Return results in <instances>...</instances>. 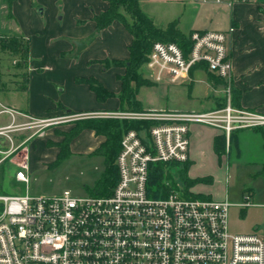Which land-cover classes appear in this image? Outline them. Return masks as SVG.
<instances>
[{
    "label": "built area",
    "instance_id": "2783aa9c",
    "mask_svg": "<svg viewBox=\"0 0 264 264\" xmlns=\"http://www.w3.org/2000/svg\"><path fill=\"white\" fill-rule=\"evenodd\" d=\"M188 41L186 50L174 42H153L145 62L148 75L176 83L204 64L223 83V106L208 111L89 112L0 127V136L10 143L7 150L0 149V164L11 158L14 180L25 188L0 195V264H264V236L231 233L226 198L187 197L179 189L158 197L148 193L151 163L188 161L190 124L220 129L227 149L234 131L264 126L263 114L231 104L232 62L225 33L194 30ZM87 117L154 124L124 132L115 160L118 178L109 194H30L29 157L19 148L24 141L13 145L8 132L31 129L41 135L47 127ZM244 204H250L248 195Z\"/></svg>",
    "mask_w": 264,
    "mask_h": 264
},
{
    "label": "crops",
    "instance_id": "0c3cea01",
    "mask_svg": "<svg viewBox=\"0 0 264 264\" xmlns=\"http://www.w3.org/2000/svg\"><path fill=\"white\" fill-rule=\"evenodd\" d=\"M139 5L154 25L161 29L173 22L187 37L194 30L224 32L232 62L231 94L236 97V103L231 101V104L235 108L264 115V0H141ZM107 6L106 0L12 1L6 31L28 39L29 57L25 80L14 72L6 86L0 85V127L25 124L30 118L119 109L117 94L120 82L117 75L123 74L124 68H102V62L125 60L131 35L119 20L97 30L94 16ZM76 42L84 45L79 52ZM198 69L203 68L194 70ZM87 78L96 79L113 95L99 101L86 83L76 81ZM208 85L206 81L204 89L207 90ZM218 93L219 97L221 91ZM217 100L211 103L212 109L219 108L215 107ZM151 108L161 109L143 107L145 110ZM167 110L185 111L178 108ZM189 129L188 177L209 180L216 170L225 167L227 170L224 159H219L213 149L214 138L222 133L221 130L201 123H192ZM243 130L262 134L263 142L257 148L253 163L263 169L264 126ZM14 132H18V143L24 141L19 148L25 149L28 157L26 143L31 138L35 137L34 142L38 140L47 146L46 140L50 137L46 130L41 135L33 134L31 129ZM8 135L16 145L19 139H15L13 132H8ZM103 141V136L85 129L70 142V153L93 154ZM9 147L8 139L0 136V149L7 150ZM196 192L205 198L227 199V195L223 197L214 188H198ZM248 197L249 200L253 198L251 190ZM249 203V206L252 205Z\"/></svg>",
    "mask_w": 264,
    "mask_h": 264
},
{
    "label": "rangeland",
    "instance_id": "374dc122",
    "mask_svg": "<svg viewBox=\"0 0 264 264\" xmlns=\"http://www.w3.org/2000/svg\"><path fill=\"white\" fill-rule=\"evenodd\" d=\"M10 13L11 10L8 11L7 1L0 0V36L8 34L6 26L9 24L10 17L8 16ZM22 38L28 41L26 37L22 36ZM13 61H15L14 64ZM17 61V57H7L0 49L2 85L5 84L4 86H6L9 83L8 81L13 78L12 73L17 71L15 67ZM112 65L114 63H111L110 66L112 67ZM103 67L104 64L102 63ZM18 71L21 72L20 70ZM191 73L192 71L189 72L187 78L176 83H168L164 80L161 82L154 81L148 75L144 63L142 66V77L150 84L141 86L136 98L140 101L142 108L159 107L163 110L178 108L182 110L208 111L212 110L211 103L216 98L218 100L215 107L225 103L226 95L222 81L203 69L194 70L193 79L191 78ZM206 81L209 84L207 90L204 89ZM219 90L221 95L218 97ZM234 98L235 96L231 94L232 103ZM114 112L121 111L116 110ZM74 125L75 120L47 127L45 129L46 133L50 134V137L46 140L47 146H43L38 140L34 142L35 137L26 143L29 148L28 192L30 194L50 196L70 191L76 195H84L87 193V188H91L101 175L104 170V157L96 154L70 153L64 159L53 163L57 155V147L54 144L62 139V136L57 134L56 131H66ZM244 131L243 129L234 131L231 135L230 148L228 147L227 149L225 147L222 159H224V164L227 165V170L226 167L218 169L211 174V179H194L196 181L188 186L181 181L178 175V168L175 167L172 169V180L176 183L177 189L182 190L185 194L190 193L193 197H204L196 192L198 188H214L216 193H220L223 197L227 195V200L231 204L228 212L229 231L235 234L257 233L264 236V170L253 163L256 161L257 148L260 147L263 138L260 132L251 133V131ZM17 133L13 132L15 139H19L16 143L20 141ZM234 135H236V138ZM10 159L6 163L12 165L13 163ZM9 172L14 175V169H10ZM18 188L19 185L16 182L15 185L10 186L4 192H0V195L19 193ZM21 188V193H23L25 188L24 186ZM247 190L253 192V198L249 200L252 203L250 206L244 204ZM212 195L214 196L213 193Z\"/></svg>",
    "mask_w": 264,
    "mask_h": 264
},
{
    "label": "trees",
    "instance_id": "16d2710c",
    "mask_svg": "<svg viewBox=\"0 0 264 264\" xmlns=\"http://www.w3.org/2000/svg\"><path fill=\"white\" fill-rule=\"evenodd\" d=\"M6 1L9 11L13 0ZM106 1L108 4L107 8L94 16L97 30L107 27L114 20H119L131 35V42L128 45V57L125 60H115L112 62L103 61L102 63L104 64V68L111 67V63H114V65H112L114 67L124 68V73L122 75H117V79L120 82V91L117 94L120 102L118 111L143 112L145 109L142 108L136 95L141 86L150 84V82L142 77V66L147 60L153 42H174L186 50L189 44L188 37L181 33L173 22L169 23L165 29L156 27L153 21L141 10L139 5L141 0ZM8 17H10V14ZM0 49L7 57L18 58L16 62L17 65L15 66L17 71L14 72L20 77L23 76L25 80L27 76L26 68L28 66L29 42L24 40L20 35L8 33L0 36ZM197 67H202L207 73L211 74L204 64L193 67L191 71ZM216 78L219 79L218 77ZM76 81L86 83L95 93L99 101H104L113 95L94 78L77 79ZM1 84L2 75L0 73V85ZM234 101L236 103V97ZM223 105L224 104L221 106ZM153 124L154 122L150 120L126 118L87 117L76 119L75 125L69 130L56 131L57 134L62 136V139L54 144L58 148V152L53 163L64 159L70 154V142L81 131L89 129L96 135L103 136L104 141L93 151V154L104 157V170L98 179H96L94 185L91 188H87V192L93 195L109 194L114 188L118 178L115 160L120 150V141L124 132L131 129L136 131L148 129ZM213 149L219 159L224 155L225 139L223 133H220L214 138ZM188 166V161L177 165L164 162L151 163L148 168V193L151 196L158 197L164 196L170 191L177 189L176 183L172 180L171 169L173 167L178 168V175L181 181L185 185L190 186V184L194 183L196 180L187 176ZM10 169H14V167L6 163V161L0 165V192H4L7 188L16 184L13 174L9 172ZM18 190L19 193L22 192L20 186ZM248 193L249 190H247L246 195H248ZM184 195L193 197L190 193H184Z\"/></svg>",
    "mask_w": 264,
    "mask_h": 264
},
{
    "label": "water",
    "instance_id": "95a60500",
    "mask_svg": "<svg viewBox=\"0 0 264 264\" xmlns=\"http://www.w3.org/2000/svg\"><path fill=\"white\" fill-rule=\"evenodd\" d=\"M76 46H77V52H79L84 47V45L81 44L80 42H76Z\"/></svg>",
    "mask_w": 264,
    "mask_h": 264
}]
</instances>
